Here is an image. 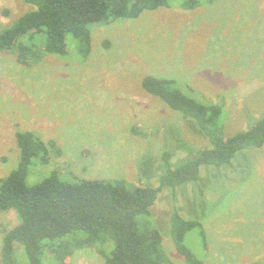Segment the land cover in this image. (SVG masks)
Masks as SVG:
<instances>
[{
    "label": "rangeland",
    "instance_id": "374dc122",
    "mask_svg": "<svg viewBox=\"0 0 264 264\" xmlns=\"http://www.w3.org/2000/svg\"><path fill=\"white\" fill-rule=\"evenodd\" d=\"M182 1L91 27L86 60L72 38L67 55H44L32 67L0 52V178L18 165L21 130L57 146L49 165L32 170L31 186L52 171L71 183L123 179L157 186L162 152L179 167L209 143L144 90L145 77L174 81L186 95L222 105L225 136L252 127L264 115V0H215L194 9L182 8ZM34 9L23 0H0V32ZM134 127L145 135H135ZM192 184L177 188L175 197L163 190L152 209L171 264H188L169 236L176 211L201 225L184 243L202 264L264 263V146L245 149L230 166L201 167L200 190ZM17 224L14 211L0 212V248L3 232ZM18 250L17 264H30ZM100 255L85 247L68 262L105 264Z\"/></svg>",
    "mask_w": 264,
    "mask_h": 264
},
{
    "label": "trees",
    "instance_id": "16d2710c",
    "mask_svg": "<svg viewBox=\"0 0 264 264\" xmlns=\"http://www.w3.org/2000/svg\"><path fill=\"white\" fill-rule=\"evenodd\" d=\"M23 1L36 9L0 32V52H12L22 66L32 67L44 55H67L71 38L77 41L86 60L92 49L91 27L135 20L145 11L169 8L173 0ZM213 1L183 0L181 7L194 9ZM143 88L180 112L205 137L208 147L179 167L172 166L168 151L162 152L160 159L165 167L157 186H133L123 179L71 183L55 171L31 186L28 178L32 170L49 165L51 150L56 151L57 146L53 141L38 139L32 132L17 131L19 161L8 176L0 178V212L14 211L18 224L3 232L0 264H17L18 249L27 254L30 264H45L44 255L48 264H69L75 250L85 247L101 254L105 264H171L152 218L160 193L169 189L175 197L177 188L190 183L200 190L201 167L230 166L245 149L264 146V115L247 130L225 136L222 105L188 96L174 81L145 77ZM132 132L145 135L136 127ZM168 223L177 252L188 264H202L184 243L186 234L200 223L184 219L177 211Z\"/></svg>",
    "mask_w": 264,
    "mask_h": 264
}]
</instances>
